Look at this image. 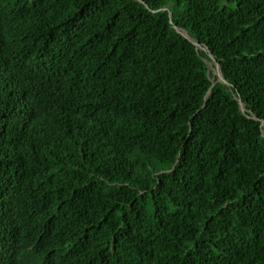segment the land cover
<instances>
[{"label":"trees","instance_id":"1","mask_svg":"<svg viewBox=\"0 0 264 264\" xmlns=\"http://www.w3.org/2000/svg\"><path fill=\"white\" fill-rule=\"evenodd\" d=\"M0 264H264V0H0Z\"/></svg>","mask_w":264,"mask_h":264},{"label":"water","instance_id":"2","mask_svg":"<svg viewBox=\"0 0 264 264\" xmlns=\"http://www.w3.org/2000/svg\"><path fill=\"white\" fill-rule=\"evenodd\" d=\"M184 36H186V37H189L188 36V34L186 33V32H183L182 33ZM196 45H198L196 42H194ZM210 55V57L213 59V61L215 62V64H216V68L218 69V78L220 79V80H223V77H222V74H221V69H220V66H219V64L215 61V59H214V56L212 55V54H209ZM211 65V64H210ZM241 106H242V108L244 109V106H243V104H241Z\"/></svg>","mask_w":264,"mask_h":264},{"label":"rangeland","instance_id":"3","mask_svg":"<svg viewBox=\"0 0 264 264\" xmlns=\"http://www.w3.org/2000/svg\"><path fill=\"white\" fill-rule=\"evenodd\" d=\"M212 69V72H213V75H218V69L216 67L214 68H211Z\"/></svg>","mask_w":264,"mask_h":264}]
</instances>
